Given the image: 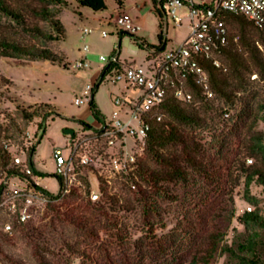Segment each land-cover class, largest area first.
<instances>
[{
	"label": "rangeland",
	"instance_id": "rangeland-1",
	"mask_svg": "<svg viewBox=\"0 0 264 264\" xmlns=\"http://www.w3.org/2000/svg\"><path fill=\"white\" fill-rule=\"evenodd\" d=\"M65 1L68 6L59 14V19L66 37L63 41L48 43L47 46L55 53L65 55L70 66L85 59L90 65L89 69L75 71L68 67L67 70L47 61L0 60V76L9 82L0 83V146L8 149L11 155L28 157L31 147L39 140L33 162L40 172L49 175L55 174L53 160L55 148L61 149L64 156H67L73 140L77 137L85 139L86 146H82V151L93 155L102 147V141L96 142L93 139L94 132L83 131L78 122L99 125L91 115L88 102L80 106L74 104L75 97H82L87 85H91L92 90L95 89L102 69L108 65V62L103 63L99 60L100 56L109 57L116 51L121 62L145 66L147 57L151 54L150 50L140 49L129 34H121L120 39V31L114 27L113 19L120 12L129 14L134 23L141 28L136 36L159 47L160 20L150 0H123L121 10L117 9V4L113 0H107L108 8L101 13L79 7L73 0ZM178 16L182 19L181 27H174L170 18L168 26L164 19L161 23L162 36L168 40L166 50L177 47L188 34L187 11L181 9ZM84 28L93 31L84 36L82 34ZM4 31L15 38L23 39V35L16 28ZM103 32H107L108 36L103 38ZM85 46L89 49L87 53L84 51ZM251 71L248 74L250 79L247 80L249 87L244 96L247 97L250 106L246 107L242 114L239 106L231 112L229 120L219 117L215 112L205 113L208 122L213 124L220 122V128L232 145H240V141L246 143L254 132L264 135L263 117L255 129L250 131L263 88L262 82L255 77L257 76L255 69L252 68ZM113 74L114 71L105 76L94 96L102 115L101 121L110 118L114 109L112 103L114 97L140 96L138 91L126 90L122 83H115ZM19 104L24 107L49 104L58 107L61 115L47 118L44 124L45 135L40 137L42 134V130L38 129L40 119H34L26 126L17 113ZM12 119L19 123L23 132L18 133L11 127ZM5 129H9V132H5ZM65 130H73L76 135L71 138L65 134ZM10 136L12 138H6ZM199 136L209 141L207 134L200 133ZM127 144L132 148L133 140L127 138ZM111 152L116 153L117 148L111 149ZM168 152L177 153L175 150ZM94 163L92 166L109 183L110 193L114 197L113 205L104 207L108 211L107 218L99 212L84 210L88 223L99 231L98 242L90 239L88 233L83 230L57 221L52 224L51 215L46 212L48 201H44L37 194L32 196L30 193H34L33 189L28 186L25 179L0 172V264H186L188 250L195 245V241L208 237L210 233H224L223 243L231 244L243 231L237 217L255 208V205L246 199L243 180L238 178L236 182L237 178H234L229 182L232 187L235 185L232 193L229 188L223 193L208 192L209 187H206L200 196L191 197L185 188L180 186L171 188L177 197L176 200L157 198L159 215H153L152 221L146 220L143 213L144 205L131 191L127 181L106 162V159L103 162L95 160ZM225 166H229V163ZM90 172H92L90 174L92 178H88L90 188L92 183L93 187L99 189L96 173L89 167H79V185L74 186L82 195H85L86 190L85 182L80 177H85ZM32 179L47 191L58 193L59 187L55 177ZM15 192L21 196L12 198L11 193ZM249 197L259 200L258 207L264 213V195L261 188L253 184ZM232 209L234 217L229 218ZM21 214L29 215L26 222H18ZM109 218L118 224L124 236L123 240L117 238L119 232L116 229L109 227L111 224ZM150 222L154 224L152 228L148 226ZM7 224L11 226L9 231L5 230ZM150 231L153 232L151 235L148 234ZM174 250L177 251V255L179 253V261L170 260V253ZM225 261L224 256L219 257L214 264H225Z\"/></svg>",
	"mask_w": 264,
	"mask_h": 264
},
{
	"label": "trees",
	"instance_id": "trees-1",
	"mask_svg": "<svg viewBox=\"0 0 264 264\" xmlns=\"http://www.w3.org/2000/svg\"><path fill=\"white\" fill-rule=\"evenodd\" d=\"M79 7L90 9L95 13L107 10V0H73ZM117 9L123 8V0H113ZM153 10L160 20L158 40L162 45V14L155 6ZM68 4L65 0H0V60H32L47 61L63 69L70 66L65 55L55 53L48 43L63 41L66 37L65 29L59 19V14ZM218 19L224 22L226 34L224 44H218L215 50V58L220 65L215 66L213 60L204 56L198 59L199 64L207 72L209 83L215 97L208 100L204 97L202 89L195 83L193 77L187 81V87L192 93V101L184 103L179 101L172 88L168 87L166 95L152 114L154 118L149 121L150 130L144 142L143 153L136 158L134 170L121 176L130 185L144 205L143 213L152 221L153 215H159L157 198L176 200L172 192L174 187L180 186L187 190L191 197L201 195L202 190L209 187V191L223 193L229 188L230 193L235 185H230L234 178L243 181L246 199L255 205L251 212H243L237 217L243 231L231 244L223 243L224 233H210L204 239L199 238L195 245L188 250L186 264H214L219 257H225V264H264V213L258 207L259 200L249 197L253 184L261 188L264 195V135L254 132L248 137L246 143L232 145L226 134L220 128V122L213 124L208 122L206 112H215L225 120L230 119L231 112L238 106L241 114L250 106L247 97L252 68L255 69L260 82H262V94L257 101V111L253 115L250 127L252 132L257 123L264 120V28L249 21L237 13L220 12ZM16 28L23 35V39L15 38L4 29ZM121 34L120 32V39ZM129 34V33H125ZM140 49L151 52L158 51L160 47L149 44L145 39L129 34ZM27 39H26V38ZM117 68L109 64L102 69L101 76L95 89L91 91L88 107L97 124H101L102 117L94 96L105 76ZM68 70V69H67ZM8 81L0 76V83ZM9 83V82H8ZM246 98V99H245ZM218 103L216 106L215 103ZM19 118L27 126L34 119H40L38 129L42 130L40 137L45 135L44 124L51 116H60L58 107L49 104L17 106ZM228 113L229 117L224 115ZM261 114V115H260ZM161 116L158 121L155 117ZM53 120V118L51 119ZM85 132L99 133L97 126L78 121ZM16 132H23L19 123L12 119V126ZM9 132V129H5ZM205 133L209 137H200ZM76 135L73 133L71 138ZM6 138H12L6 137ZM31 147L27 163L32 170V175H26L20 168L13 166V155L8 149L0 146V172L7 175H18L28 182L33 192L48 201L47 213L51 215V223L60 222L67 226L83 230L88 237L99 241V231L88 223L84 210H92L101 213L105 218L108 211L104 208L113 205L114 197L110 193V185L99 173L89 167L98 176L101 193L100 202H91L87 195L90 189L88 177H80L84 180L85 195L72 185H65L62 179L55 174L49 175L38 171L33 162L36 148ZM234 146V147H232ZM104 146L98 154L101 155ZM175 150L172 154L168 151ZM251 160V163H248ZM229 163V166H225ZM79 175V174H78ZM53 176L58 183V193L54 194L36 184L32 177ZM71 200V201H70ZM234 217V210L229 213V218ZM109 218V227L116 229L117 238L124 239L118 224ZM19 225V223H16ZM152 228L154 224L148 223ZM25 230V228H23ZM150 231L148 234H152ZM154 238V237H151ZM153 240V239H152ZM172 251L170 260H180L179 253ZM78 253V252H77ZM79 254H82L79 252ZM182 264V263H181Z\"/></svg>",
	"mask_w": 264,
	"mask_h": 264
},
{
	"label": "built area",
	"instance_id": "built-area-1",
	"mask_svg": "<svg viewBox=\"0 0 264 264\" xmlns=\"http://www.w3.org/2000/svg\"><path fill=\"white\" fill-rule=\"evenodd\" d=\"M161 11L162 21L172 20L174 27L182 26V19L178 16V11L185 9L189 21L188 34L177 47L166 50L168 40L162 36V45L158 51H153L147 57L145 66H136L119 60V54L113 51L111 56H100L99 60L116 66L114 68L113 81L122 83L126 90L133 89L140 93L138 98H127L116 96L113 98V111L108 120L103 119L97 126L99 133H94L96 142L102 141L104 146L101 155L98 150L92 155L90 152L82 151V146H86L83 137H77L70 146L69 155L64 156L61 149L53 150V160L55 164V175L59 176L65 185H79L78 168L91 167L95 160L106 159L118 172L119 175H127L134 170L136 157L144 150V142L150 130L149 121L154 118L153 110L159 107L163 101L168 87L172 88L175 97L184 103L192 101V93L187 87V81L193 77L195 83L202 89L206 99L215 97L209 83L207 72L199 64L198 59L202 56L213 60L215 66H219V61L215 58V50L218 48L217 42L224 44L226 27L224 22L218 19V13H237L258 26L264 28V0H150ZM113 25L117 31L135 34L141 30L135 24L129 14L120 12ZM92 29L84 28L82 34L87 36L92 33ZM108 36L107 32L102 33V37ZM84 51H89L84 47ZM71 68L75 71L89 69L90 65L85 59L76 62ZM112 72V71H111ZM92 86L87 85L82 97H75L74 104L80 106L88 102L91 98ZM226 118L229 114L224 115ZM158 121L161 116L155 117ZM127 138L133 140V147L127 144ZM83 144V145H82ZM117 148V152L111 149ZM248 160V163H251ZM13 166L20 168L26 175L31 176L32 170L27 163L26 155H13ZM90 172L87 177L91 179ZM4 188H2V195ZM12 198L20 197L19 193H11ZM35 196V193H30ZM88 199L97 203L100 201L101 193L98 188L92 186L89 189ZM43 198V197H42ZM47 201L46 198H43ZM250 210V209H248ZM29 218L27 214H21L18 222H26ZM11 226L7 224L5 230L9 231Z\"/></svg>",
	"mask_w": 264,
	"mask_h": 264
},
{
	"label": "water",
	"instance_id": "water-1",
	"mask_svg": "<svg viewBox=\"0 0 264 264\" xmlns=\"http://www.w3.org/2000/svg\"><path fill=\"white\" fill-rule=\"evenodd\" d=\"M123 33H125V32H123ZM73 133H74L73 130H65V134L68 135V136H72Z\"/></svg>",
	"mask_w": 264,
	"mask_h": 264
},
{
	"label": "crops",
	"instance_id": "crops-1",
	"mask_svg": "<svg viewBox=\"0 0 264 264\" xmlns=\"http://www.w3.org/2000/svg\"><path fill=\"white\" fill-rule=\"evenodd\" d=\"M112 113V112H111ZM35 164V163H34ZM36 168V167H35ZM37 169V168H36ZM38 170V169H37ZM39 171V170H38Z\"/></svg>",
	"mask_w": 264,
	"mask_h": 264
}]
</instances>
